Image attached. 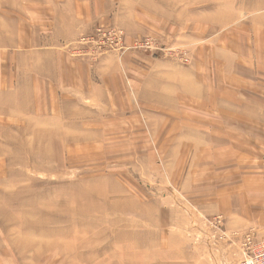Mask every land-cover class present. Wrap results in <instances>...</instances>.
<instances>
[{"label": "rangeland", "instance_id": "obj_1", "mask_svg": "<svg viewBox=\"0 0 264 264\" xmlns=\"http://www.w3.org/2000/svg\"><path fill=\"white\" fill-rule=\"evenodd\" d=\"M155 59L242 106L241 161L214 143L195 159L177 117L146 109ZM230 166L246 172L210 175ZM230 179L257 194L245 222L201 209ZM250 232L264 239V0H0V264H239Z\"/></svg>", "mask_w": 264, "mask_h": 264}, {"label": "crops", "instance_id": "obj_2", "mask_svg": "<svg viewBox=\"0 0 264 264\" xmlns=\"http://www.w3.org/2000/svg\"><path fill=\"white\" fill-rule=\"evenodd\" d=\"M109 60L107 57L106 61ZM115 61V59H113ZM153 60V59H152ZM152 61L155 71L152 76L153 80L147 85V94H145V107L148 111H160L162 113V118L166 119L165 125H167L175 116L176 120H172L174 123L172 124V128L176 133L177 142L183 144L192 143L195 145L191 148L194 150V158L200 159L197 157L196 153L201 150L200 144L208 146L209 148H205L206 151H211L212 144H222L225 148L228 147V150H225V154H228V161L232 163L234 160L239 162L242 160V157L236 158L233 157V144L239 143L241 139L234 137V128L231 126L233 123L231 114L227 112H231L233 110H237V108H242L239 105H233L225 103L224 101V93H217L212 90L213 83L215 81L208 77H198L194 75V67L185 68L180 65L177 61H173L171 59H158ZM116 62V61H115ZM118 65L120 63H117ZM118 69V67L116 68ZM106 71H104L105 73ZM108 73L112 76L118 73L115 71H108ZM187 73L190 75L187 77ZM130 76L133 77V73L130 70ZM149 90L156 91L159 90L160 95L156 93H149ZM153 96V97H152ZM159 97V98H157ZM144 98V97H143ZM144 98V99H145ZM220 100V101H219ZM219 101V102H218ZM120 108L123 111H131V106L128 104L120 105ZM233 116V114H232ZM243 130V126L239 125ZM237 130V129H235ZM235 131L239 132V131ZM235 139V140H234ZM240 144L241 141H240ZM191 150L188 149V153H191ZM243 156V155H242ZM200 170V169H199ZM236 172V174L243 175L246 171L241 167H231L229 169H224L220 171H216L214 173L211 172L210 175H224V176H232L231 174ZM199 171H195L193 176H197L200 174ZM259 177V174H257ZM248 182V180H247ZM225 184V186H223ZM232 180H228L227 182H214L210 191H214V194H209L207 197L203 199L206 204H200L201 209L208 210L219 213L225 211V213H229L230 216L234 215L237 211H240L241 220L243 222L247 221L245 216L247 213L245 209L249 208V204L244 200H250L253 198H257V194L251 193L250 191H244L240 188L239 191L233 192V187L231 186ZM241 184V183H240ZM216 185L222 188L217 190ZM242 185V184H241ZM247 188V186H245ZM199 190V189H198ZM217 191H224V194H220L219 196H215ZM247 192V193H246ZM244 195H247L248 198L244 199ZM250 198V199H249ZM196 204V203H195ZM198 206V207H200ZM202 211V210H201ZM234 211V212H233ZM212 214V213H209Z\"/></svg>", "mask_w": 264, "mask_h": 264}, {"label": "built area", "instance_id": "obj_3", "mask_svg": "<svg viewBox=\"0 0 264 264\" xmlns=\"http://www.w3.org/2000/svg\"><path fill=\"white\" fill-rule=\"evenodd\" d=\"M114 35L117 38H120L116 32ZM82 41H84L86 44L92 46V52L93 54H98L101 49H104L105 46L103 45L102 41V35L100 33H95L93 35H87V37H82ZM121 41V39H120ZM147 48H150L151 50H160L163 51L164 46H157V42L153 43L152 41H146ZM136 47H142L143 43L136 44ZM121 49V48H120ZM220 223V220L215 219L214 224L217 225ZM254 234H251V232L247 235H245V241L246 245L248 247V250H244L241 255V259L239 261V264H264V239H261L259 241H254Z\"/></svg>", "mask_w": 264, "mask_h": 264}, {"label": "bare ground", "instance_id": "obj_4", "mask_svg": "<svg viewBox=\"0 0 264 264\" xmlns=\"http://www.w3.org/2000/svg\"><path fill=\"white\" fill-rule=\"evenodd\" d=\"M99 192V191H98ZM99 196H100V193H99ZM103 197V196H102ZM106 198V197H105Z\"/></svg>", "mask_w": 264, "mask_h": 264}]
</instances>
